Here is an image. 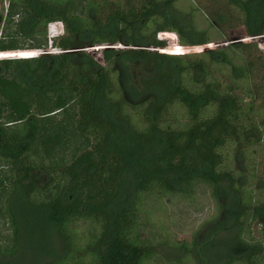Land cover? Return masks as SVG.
<instances>
[{
  "label": "trees",
  "instance_id": "1",
  "mask_svg": "<svg viewBox=\"0 0 264 264\" xmlns=\"http://www.w3.org/2000/svg\"><path fill=\"white\" fill-rule=\"evenodd\" d=\"M97 3L10 0L5 20L0 14V217L12 230L9 243L0 237V259L21 258L20 200L35 215L33 245L45 254L36 264H146L156 251L139 240L145 204L206 187L221 209L208 236L235 231L238 254L226 264H264V238L252 231L264 229V177L229 166L231 150L244 156L264 141V120L222 91L206 64L192 86L185 82L191 67L170 54L167 35L192 48L208 41L166 17L158 0L107 14ZM231 4L248 39L264 38V0ZM54 27L68 33L55 51L42 41ZM94 46L106 48L100 60L86 51ZM144 64L151 92L140 98L138 86L125 84ZM129 177L135 184L125 199ZM46 238L64 243L61 255L46 250Z\"/></svg>",
  "mask_w": 264,
  "mask_h": 264
},
{
  "label": "rangeland",
  "instance_id": "2",
  "mask_svg": "<svg viewBox=\"0 0 264 264\" xmlns=\"http://www.w3.org/2000/svg\"><path fill=\"white\" fill-rule=\"evenodd\" d=\"M143 1L97 0V4L101 6L106 3L104 11L107 14L108 7L128 11L132 6L139 7ZM158 1L162 4V12L166 17L176 20L183 28L194 29L200 36L204 33L207 38V47L192 48L181 44L174 32L167 35V48L170 54L187 61L191 67V75L186 77L185 82L192 86V78L195 77L199 65L206 64L209 68L208 77L214 80L216 85L219 84L222 91L236 94L240 104L247 109L253 105L248 112L250 117L257 116L258 119L264 120V38L248 39L243 14L231 4L233 0ZM9 4L10 0H3L0 8L3 20L8 14ZM3 30L2 23L0 40L3 37ZM46 32L47 35L42 41L47 44L48 50L54 51L58 50L61 39L68 34L65 27L48 28ZM143 33L148 36L151 32L144 30ZM105 49L103 46H94L87 48L86 51L100 60V55ZM211 52L221 53L222 56L211 58ZM150 70L151 67L147 64L132 67V81L125 84L130 90L138 86L143 92L140 98L151 92L142 84ZM239 72H242L241 76ZM172 112L184 114L178 107ZM230 154L231 168L245 172L255 169L258 178L264 177V141L252 146L244 156L237 157L236 152L232 150ZM134 184L132 178L126 179L123 192L125 199L132 197ZM252 193L260 197L256 187ZM144 210L141 215L142 226L138 230L139 240L144 246L154 247L156 251V255L146 264H226L238 254V247L234 242L235 231L232 229L221 233L218 239L217 236L215 239L208 236V229L214 227L221 216L219 203L211 189L197 187L193 189L192 194L184 198L155 196L145 204ZM15 212L23 232L21 258L12 261L2 257L0 264H36L35 257L45 254L33 245L32 229L35 215L20 200L16 203ZM9 225L8 218L0 217V237L3 244L9 243L12 237ZM78 227L80 232L87 231L89 224H79ZM252 231L255 237L264 238V229L261 225L254 224ZM47 238L46 250L61 255L64 243L59 239ZM51 260L47 258L41 264H49Z\"/></svg>",
  "mask_w": 264,
  "mask_h": 264
}]
</instances>
